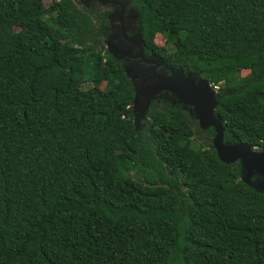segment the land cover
I'll use <instances>...</instances> for the list:
<instances>
[{"label":"trees","instance_id":"trees-1","mask_svg":"<svg viewBox=\"0 0 264 264\" xmlns=\"http://www.w3.org/2000/svg\"><path fill=\"white\" fill-rule=\"evenodd\" d=\"M76 1L0 0V264H264V190L179 106L133 121L107 13ZM129 7L145 55L210 86L223 142L263 148L264 0Z\"/></svg>","mask_w":264,"mask_h":264},{"label":"water","instance_id":"water-1","mask_svg":"<svg viewBox=\"0 0 264 264\" xmlns=\"http://www.w3.org/2000/svg\"><path fill=\"white\" fill-rule=\"evenodd\" d=\"M93 1V0H90ZM100 9L107 13L108 28L104 38V47L111 57L121 63L126 77L130 81L133 91L131 101L132 112L135 105H140L141 116L144 114L151 101H167L172 98L180 104L179 108L188 110L198 121V127L201 130L212 129V147L220 161L225 164H232L239 161L240 168L246 173H256L260 177L257 187L258 191L264 190V147L259 150L250 149L236 144L223 142V130L218 119L213 116V92L210 86L201 82L195 76L185 73L180 69L172 70L164 64L154 59L152 55L146 56L142 48L140 32L137 26V14L129 7V0H112L120 8L111 11L102 2H97ZM132 13L129 23L136 25L134 35L131 36L128 30V24L124 17L126 9ZM113 17L114 19L112 20ZM136 49L134 54L132 48ZM138 59V62H129L128 60ZM142 100V101H141ZM171 105L172 103L169 102ZM173 106V105H172ZM133 121L136 123L138 120Z\"/></svg>","mask_w":264,"mask_h":264},{"label":"rangeland","instance_id":"rangeland-1","mask_svg":"<svg viewBox=\"0 0 264 264\" xmlns=\"http://www.w3.org/2000/svg\"><path fill=\"white\" fill-rule=\"evenodd\" d=\"M51 0H43V4L44 5H47ZM75 7L77 9H83V8H87V9H90V10H93V11H100V7L98 5V3L94 2V1H90V0H78L75 2ZM113 11H116V12H119L115 6L112 7ZM126 9V12L124 11V17H125V20L128 24V30L130 32V35L133 36L134 35V30L136 29V25H133L131 23H129L130 20V15H131V11L128 10L127 8ZM154 43L159 45V46H163L164 45V40L162 39V37H160V35H156L155 38H154ZM242 74H245V72H243ZM84 87H87V85H85ZM142 101V100H141ZM169 102L172 103L173 106H176L177 105V102L170 98L169 99ZM144 104V101L142 104L140 105H143ZM140 105H135L134 107V110L132 112V117L134 120H141V118H138L137 116L140 115L141 116V108H140ZM178 106H180V104H178ZM181 108V107H180ZM186 113L188 119L190 120L191 122V126H192V129L194 130V134H193V142L195 145H201V146H205L206 144H208V138L211 137L212 139V134H210L209 132H207L208 129H205V130H201L199 127H198V121L197 119L193 116V114L188 110V108H185L184 110H182ZM198 129V130H197ZM155 136L157 137V140L158 141H164L166 139V135L159 132V131H156L155 132ZM235 166L238 167V171H239V179L246 182L248 185L252 186L253 188H258V184L260 182V177L254 173V172H251L249 174H246L239 166V161H235L234 163ZM129 184L136 190L138 191H141L144 187V183L142 181V178L141 176L138 174V176H136L135 174L131 175L130 177V180L128 181Z\"/></svg>","mask_w":264,"mask_h":264},{"label":"flooded vegetation","instance_id":"flooded-vegetation-1","mask_svg":"<svg viewBox=\"0 0 264 264\" xmlns=\"http://www.w3.org/2000/svg\"><path fill=\"white\" fill-rule=\"evenodd\" d=\"M93 1H99V2H102V3H104L105 4V6L109 9V13L111 12V11H113V9H112V7H118V8H120V6L118 5V4H115V3H113V2H111L112 0H93ZM112 18V20L114 19L113 17H111ZM105 38V37H104ZM132 50H133V52H134V54H136V49L133 47L132 48ZM146 56H148V55H146ZM129 62H138V59L136 58V59H131V60H128Z\"/></svg>","mask_w":264,"mask_h":264},{"label":"built area","instance_id":"built-area-1","mask_svg":"<svg viewBox=\"0 0 264 264\" xmlns=\"http://www.w3.org/2000/svg\"><path fill=\"white\" fill-rule=\"evenodd\" d=\"M212 88H213V90H216V89H217V87H216V86H212Z\"/></svg>","mask_w":264,"mask_h":264}]
</instances>
